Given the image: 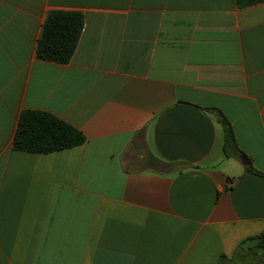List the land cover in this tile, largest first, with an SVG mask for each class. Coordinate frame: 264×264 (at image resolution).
I'll return each mask as SVG.
<instances>
[{
  "label": "crops",
  "instance_id": "1",
  "mask_svg": "<svg viewBox=\"0 0 264 264\" xmlns=\"http://www.w3.org/2000/svg\"><path fill=\"white\" fill-rule=\"evenodd\" d=\"M52 11L84 17L67 64L36 56ZM26 110L86 142L14 150ZM216 110L264 173V1L0 0V264H251L264 176Z\"/></svg>",
  "mask_w": 264,
  "mask_h": 264
},
{
  "label": "trees",
  "instance_id": "2",
  "mask_svg": "<svg viewBox=\"0 0 264 264\" xmlns=\"http://www.w3.org/2000/svg\"><path fill=\"white\" fill-rule=\"evenodd\" d=\"M236 1L239 8H245L264 0ZM83 28L84 17L80 12H50L42 28L36 56L49 62L69 63L76 51ZM216 117L224 129L226 157L231 156L233 153L237 157L243 154L238 148L233 127L227 117L219 110H216ZM141 133L143 135V131ZM85 142L86 137L81 131L51 113L26 110L21 113L19 118L13 149L47 154L82 146ZM146 164L154 170H165L170 167V164L162 162L150 152L146 156ZM246 170L264 176V173L255 169L251 163L246 167ZM243 248L247 249L246 252L251 253L252 257L249 259L251 264H264V230L243 240L233 257L239 254V251ZM225 260L227 261L226 256L221 255L217 264H223Z\"/></svg>",
  "mask_w": 264,
  "mask_h": 264
},
{
  "label": "water",
  "instance_id": "3",
  "mask_svg": "<svg viewBox=\"0 0 264 264\" xmlns=\"http://www.w3.org/2000/svg\"><path fill=\"white\" fill-rule=\"evenodd\" d=\"M239 159L241 161V163L247 167L250 164V161L248 160V157L245 154H240L239 155Z\"/></svg>",
  "mask_w": 264,
  "mask_h": 264
},
{
  "label": "rangeland",
  "instance_id": "4",
  "mask_svg": "<svg viewBox=\"0 0 264 264\" xmlns=\"http://www.w3.org/2000/svg\"><path fill=\"white\" fill-rule=\"evenodd\" d=\"M237 163H239L240 165H241V161L240 160H238V162Z\"/></svg>",
  "mask_w": 264,
  "mask_h": 264
}]
</instances>
